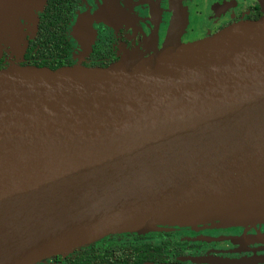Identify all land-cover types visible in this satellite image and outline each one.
Returning <instances> with one entry per match:
<instances>
[{"label":"water","instance_id":"water-1","mask_svg":"<svg viewBox=\"0 0 264 264\" xmlns=\"http://www.w3.org/2000/svg\"><path fill=\"white\" fill-rule=\"evenodd\" d=\"M29 1L0 0V24L34 18ZM259 1L258 20L109 66L0 68V264L160 225L264 222Z\"/></svg>","mask_w":264,"mask_h":264},{"label":"flooded vegetation","instance_id":"flooded-vegetation-1","mask_svg":"<svg viewBox=\"0 0 264 264\" xmlns=\"http://www.w3.org/2000/svg\"><path fill=\"white\" fill-rule=\"evenodd\" d=\"M29 10L37 17H20L17 24L26 47L20 54L19 47L0 44V68L14 62L105 67L126 52L161 48L147 53L148 41L162 28L163 39L173 27L181 42H192L263 15L259 0H30ZM176 12L178 19L183 16L179 26ZM32 264H264V222L118 232Z\"/></svg>","mask_w":264,"mask_h":264},{"label":"rangeland","instance_id":"rangeland-1","mask_svg":"<svg viewBox=\"0 0 264 264\" xmlns=\"http://www.w3.org/2000/svg\"><path fill=\"white\" fill-rule=\"evenodd\" d=\"M18 19H19V16H16V18H14V19H10V20L7 19L5 24H0V44L10 45L9 38H8L10 36V34L7 33V30L10 28H13L17 24ZM19 31H21V29ZM160 33H161L160 36L157 37L154 41H148L147 53H148V51H150L152 49H156L159 47L162 48L168 44H172V43L177 42V41H182V39H183V37L180 34H176V32H174V31L169 32L167 34V36L165 37V39H163V36L165 35L163 28H162V30L160 29ZM0 49H1V47H0ZM132 51L143 53L141 50H137V49L132 50Z\"/></svg>","mask_w":264,"mask_h":264},{"label":"trees","instance_id":"trees-1","mask_svg":"<svg viewBox=\"0 0 264 264\" xmlns=\"http://www.w3.org/2000/svg\"><path fill=\"white\" fill-rule=\"evenodd\" d=\"M38 19V18H37ZM37 23H38V20H37Z\"/></svg>","mask_w":264,"mask_h":264}]
</instances>
